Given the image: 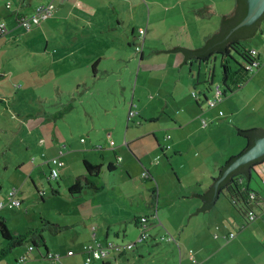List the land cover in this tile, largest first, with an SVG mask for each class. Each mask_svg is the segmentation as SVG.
Instances as JSON below:
<instances>
[{
    "label": "crops",
    "instance_id": "1",
    "mask_svg": "<svg viewBox=\"0 0 264 264\" xmlns=\"http://www.w3.org/2000/svg\"><path fill=\"white\" fill-rule=\"evenodd\" d=\"M27 1L26 6H32L31 0ZM52 3L55 10L51 25L38 27L36 30L40 34L30 41L32 45L47 47L42 54H36L43 56L41 74L49 76L53 73L54 81L69 77L96 81L113 78L123 69L126 74H134L136 80L132 97L127 98L125 103L129 106L128 117L131 110L138 111L139 115L130 123L127 117L123 127L125 132L117 125L112 126L114 131L110 128L102 137L91 138L89 143L82 138V145L76 149L82 152L93 151L96 150L95 145L102 144L101 150H104L108 139L113 143L110 149L113 156L101 154L98 162L84 157V169L85 162L101 167L100 175L91 179L95 188L86 187V191H93L97 196L94 201L100 203L99 197L107 188L97 181L105 173H118L119 167L129 180L138 177L141 183L121 191L123 203L114 198L102 205V209L92 210L86 222L91 223L89 237L79 244L77 251H73V256L68 255L72 250H49L58 259L47 258L48 254L40 251H22L14 256L11 264L19 262L23 256L28 258L21 264H84L87 257L85 246L104 245L108 242L129 244L125 240L130 231L129 224L134 228L133 237L137 239L140 235V218H148L147 225L152 235V239L144 245L155 248L165 242H174L176 245L175 251H155L157 259L164 256V260L156 261L157 264H193L190 252H193L200 264H264V221L246 225L229 202L226 205L221 201L223 194H218L215 206L210 211L193 216L203 203L202 199L193 197L201 198L221 178L219 175L226 162L241 155L247 146L244 140L241 141L236 129H264L262 55L260 66L250 75V79L238 90L226 91L223 100L211 109L208 101L214 100L215 94L212 90L214 98L208 96L211 92L205 83L213 73L214 85H221V81L217 82L218 67L222 70L220 58L208 64L187 60V66L180 69L185 62L182 53L164 54L172 53L177 48L195 50L203 47L207 37L221 31L223 19L234 15L236 0H53ZM18 6L14 8L17 13L29 16L21 11V3ZM118 8H127L131 12L124 16L128 21L120 16L117 18ZM129 19L133 25H128ZM10 23L14 26V33H20L21 29L16 23L14 25L13 20ZM141 31L144 34L141 35ZM7 41H11V38ZM51 42L61 50L52 51ZM137 46L141 52L136 51ZM131 48H135L133 57L129 51ZM249 49L257 50L255 47ZM43 54H52V59L44 60ZM117 64V67L113 66ZM60 84L66 85L62 82ZM77 87V91H80V86ZM58 88L55 84L57 98L60 93H64L62 88ZM222 89L225 91L223 86ZM67 93L73 95L72 91ZM204 119L209 120L207 125L203 124ZM58 121H49V139L38 140L39 145L44 143L46 147L42 164L49 171L46 160L59 156L63 161L65 155L63 142L57 137ZM46 123L45 119L43 123L32 119L30 125L33 132L39 129L45 131L48 129L44 128ZM153 140L158 150L151 145ZM143 143L146 144L142 146ZM71 152L73 150L70 145L68 153ZM109 164L115 168L111 174L106 171ZM254 170L256 173H253L254 179L249 181V186L259 193L260 204L255 212L260 217L264 216V163ZM146 173L150 175L148 179H145L148 176ZM84 177H87L86 171L71 186ZM81 184L84 185L83 182ZM143 185V193L137 194V188L140 190ZM69 187L65 189L67 194ZM155 188L158 198L157 204L153 206L151 195ZM52 193L54 196L62 195L59 188L52 189ZM131 193H134L131 197L134 199L130 198ZM83 194L79 199H82ZM130 204L143 205L146 212H136L135 208L130 212ZM116 206L118 209H127L129 218L124 222L119 220L123 214ZM193 207L196 211L191 210ZM177 208H183V213L179 216H176V212L171 215L170 212ZM101 210H104L105 215H100ZM123 223L127 227H123ZM61 226L57 225L60 227L58 234L62 232ZM233 233L235 238H228ZM130 252L127 251L126 257L118 260L124 257L129 260ZM137 252L132 258L134 261H143L152 255L148 249ZM70 257L75 258L74 263L68 261Z\"/></svg>",
    "mask_w": 264,
    "mask_h": 264
},
{
    "label": "rangeland",
    "instance_id": "2",
    "mask_svg": "<svg viewBox=\"0 0 264 264\" xmlns=\"http://www.w3.org/2000/svg\"><path fill=\"white\" fill-rule=\"evenodd\" d=\"M53 0H31L32 6H26L21 8V11L29 16L36 13V10L40 6L49 5ZM19 0H0V23H5L8 26V30L14 32V27L10 22L13 20L15 25L16 15L12 13L14 8H18ZM11 3L12 10L6 9V4ZM118 15L121 19L125 18V14L129 15L131 12L125 9H117ZM12 13V14H11ZM107 13V12H105ZM108 14V13H107ZM121 14V15H120ZM110 16V15H108ZM52 18V17H51ZM51 18L42 21L43 27L51 25ZM126 21H128L125 18ZM131 19H129L128 25H133ZM264 28V21L262 22ZM20 33H23L27 38L35 37L40 34L39 30H32V32H26L24 27H20ZM10 33L0 38V99L4 103H0V196L6 200L9 193L15 189L18 191V198L22 201V207L14 209H0V216L6 220L7 228L12 233L26 234L30 229L44 228V236L47 242V246L50 251H77L79 244H81L86 238L89 237L91 223L88 222V215L92 210L102 209V205L107 204L108 201L116 198L120 203L124 202L121 198V191L127 190L130 185H140L141 180L135 177L134 180H129L126 173H123L121 167H119L118 173L114 175L103 174L101 179L96 180L99 185L106 187V191L101 195L100 203L94 198L97 197L93 194V191H86L83 194L82 199H72L66 193V188L71 186L74 180L80 175L85 173L83 167V159L87 156L88 159L96 160L101 159V154L113 156V152L110 150L113 148V143L108 139L105 143L106 149L100 150L103 145L97 146L93 151H76L82 145L81 139L89 143L90 139H95L97 136H103L105 131L108 132L112 126H119L123 131L124 122L127 120L129 106L126 105V99L132 97V90L136 83L133 75L126 74L123 69L118 71L117 74L108 80H93V79H80L69 77L63 79L62 82L66 85L65 92L72 91L71 93H60L59 98L65 103H69L74 108L66 113L64 119H60L57 122L58 139L63 142V161L66 164L65 169L60 170V176L57 181L49 182L50 171L47 166L42 164L44 160L42 155L46 150L45 145L38 144L40 139H49V121L50 109L47 112L44 110V114H40V111L46 109L42 107V102L39 101L41 95L46 96L51 93V88L45 89L40 87V80L45 82L52 81L54 78L53 73L49 76L41 74L39 65L42 62L41 55H34L30 53V50L26 49L24 43L12 42L9 44ZM56 42V41H55ZM60 43V41H58ZM51 50H61L60 47H56L53 42L49 43ZM247 47H255L259 50L264 60V37L257 36L245 43ZM130 55L133 57L135 54V48H131ZM44 55V54H43ZM45 59H52V54L44 55ZM113 65V66H118ZM35 67L37 70H35ZM91 72V70H90ZM217 82L222 79V70L218 67ZM35 75H42L40 78H32ZM132 79V81L130 80ZM80 86L77 91V86ZM68 86V88H67ZM54 93H56L54 91ZM57 94V93H56ZM194 95V94H193ZM211 99L214 98L213 93H208ZM196 97V96H194ZM46 106V105H45ZM215 108V107H214ZM211 108V109H214ZM36 109L39 111V116L36 118V122L43 123L44 119L47 123L44 128L35 130L31 128L29 120L35 117L26 116L28 113H36ZM264 117V112L262 113ZM38 124V123H37ZM116 126V127H117ZM40 126L39 128H42ZM134 127V126H130ZM132 129V128H131ZM111 130H113L111 128ZM114 131V130H113ZM47 134V136L44 134ZM125 132V129H124ZM45 136V137H44ZM240 137V136H239ZM82 140V142H84ZM244 139L242 138L241 141ZM245 141V140H244ZM147 143V142H146ZM146 143H143L145 145ZM246 143V141H245ZM72 146L73 152L68 153L69 146ZM153 148L158 150V145L153 140L151 142ZM124 149V148H123ZM99 150V151H98ZM244 150V149H243ZM160 154V153H159ZM161 156V154H160ZM37 159V161H34ZM163 161L165 159H162ZM41 192L45 193V200L41 201L37 190L33 184V181ZM193 178H191L192 180ZM195 179H198L195 177ZM76 181V180H75ZM213 180H210L212 183ZM208 183V181H207ZM150 186V184H148ZM145 185L141 186L140 190L137 188L140 194L143 193ZM61 189V196H54L52 189ZM209 189V188H208ZM207 189V190H208ZM206 190V191H207ZM121 193V194H120ZM139 194V193H137ZM134 193L130 194V198ZM129 198V196H128ZM134 199V198H131ZM196 199V198H195ZM193 199V200H195ZM136 200V198H135ZM131 200L129 199V202ZM200 201V200H199ZM223 203L228 205V201L223 196ZM230 205V204H229ZM110 208V205H108ZM143 205L130 204V212L135 208L136 212H146L143 210ZM116 209L123 214L119 220L123 221L129 218L127 209ZM192 211H196L195 207L191 208ZM104 210H101V216ZM183 208L174 209L170 214L176 212V216L183 213ZM216 211V210H215ZM191 212V211H189ZM97 217V215H96ZM118 222V218H116ZM174 221V218L171 219ZM45 221L62 227L60 234L55 233L54 227L47 226ZM264 216H260L252 225L262 223ZM85 222V225H84ZM264 223V222H263ZM122 226V225H121ZM126 224L123 223V227ZM127 227V226H126ZM129 234L126 237V243H135L136 238L133 237L134 228L129 224ZM119 239H117L118 241ZM152 251L151 256H147L143 261H134L132 258L137 251ZM176 245L173 242H165L162 245L155 247H147L144 244H139L137 250H134L129 256V260H126V256L117 261L113 257L108 258L110 264H157V260H164V256H157L155 251H175ZM22 251H29L28 246L18 248L12 252L3 262L0 264H11L14 261V256ZM40 251L46 254L45 249L41 248ZM62 253V252H61ZM73 257L68 258V261L74 263ZM106 260V259H105ZM102 261L96 264H101ZM16 262L15 264H17ZM50 263V262H48Z\"/></svg>",
    "mask_w": 264,
    "mask_h": 264
},
{
    "label": "trees",
    "instance_id": "3",
    "mask_svg": "<svg viewBox=\"0 0 264 264\" xmlns=\"http://www.w3.org/2000/svg\"><path fill=\"white\" fill-rule=\"evenodd\" d=\"M19 1L21 3V7L26 6V3L28 2L27 0H19ZM239 4H240V0H236L235 13L238 10ZM6 9L12 10L13 6H11V8H8V3H7ZM13 12L16 15L15 23H16L17 27L20 28L21 26H23L21 19L28 17V16H26L24 14H19V13H17V11H13ZM263 21L264 20L261 21V24L258 28V31L254 37L230 43L226 48L227 54H224L222 52H209L204 58L191 59V60H197L198 62L208 64V62L212 61L213 59L220 58L221 67H222L221 85L225 88L224 93L226 91L234 92V91L238 90L250 79L251 73L246 69V66L251 65L253 62L257 61V59L252 56L251 50L249 49V47H247L245 45V43L247 41L257 37V36H261V37L264 36V28L262 27ZM6 27H7V32L3 33V34L0 33V38L4 37L5 35L10 33L11 41H8V42L9 43H12V42L24 43L27 47L26 49L30 50L31 55L32 54H34V55L42 54V52H44V50L47 48L46 46H43V45H40V46L35 45V44L32 45V43L30 42L32 38H27V36L23 33L11 32L8 30L7 25H6ZM24 29L26 32H28L26 28H24ZM35 29H38V27L33 28V30H35ZM220 32L215 33L214 35L207 37L205 40L204 46L199 48V49L190 50V49H185V48H177L176 50L180 49L183 51H198L201 49H205L207 47L208 43L211 40H213ZM17 34L20 36L17 37ZM37 66L39 67V69L40 68L42 69L40 71H43L44 63H42V64L40 63ZM35 70H37L36 67H35ZM40 77H41L40 75L32 76V78H40ZM214 80H215V75L213 73H211L209 80L205 83L207 85V90L209 92H212V90H213ZM60 82H62L60 79H58L56 81L52 80V81H47V82L40 80V85H41L40 87H42V89L48 90L49 87L51 88V93L49 95H47V97L43 96V95H41L39 97V101L43 103L42 107H45L46 109H43L42 111L36 109V113H28V115H26V116H30V118H31V116L32 117L34 116L36 119L37 116H39L40 114H44L46 112L48 114V111H46V110L50 109V119H48L49 121L54 123L60 119H64V117L66 116V113L68 111L72 110L74 107L71 106L69 103H65L60 98H57L58 96L54 93L55 84L60 88V89L58 88V90H61V88H62V92L67 93V92H65V87L61 86ZM67 88H68V86H67ZM196 98H197V96H196ZM0 103H4L2 101V99H0ZM44 110L46 112H44ZM39 111H40V114H39ZM133 111H136V110H133ZM134 118L129 120V117H128L129 123L132 122V120ZM31 121L32 120H29L28 122L30 123ZM255 130H258V129H252V130L239 129V131H241L243 133H247V132H251V131H255ZM261 130H264V129H261ZM238 135L246 141L247 146L241 155H239L237 157H233L228 162H226V164L221 169L219 178L223 175V172H222L223 168L226 167L227 165H229V163L232 160L242 156L245 153V151H247L249 148V137L242 136L239 133H238ZM99 149L101 150L102 147L99 146ZM34 161H36V159H34ZM262 163H264V159H262L261 161H259L257 163H254L250 167V169H249V180L247 179L246 176H243L241 174H234L231 177L230 181L227 184H225L224 186H222L217 191V195L215 197L213 207L215 206V203L217 201L218 194H223L224 197L226 198V200L233 207V209L245 221L246 225H250L253 222H255L259 218V215H257L255 211L259 207V204H260L259 203V199H260L259 197L260 196H259V193H257L255 190L250 188L249 181L254 179V176H253V173L255 172L254 168L257 167L258 165L262 164ZM45 164L50 167V164L47 162V160H46ZM114 169H115L114 165H112V164H109L106 166V171H107V173L109 172V174L113 173ZM100 170H101V167H95V166H92L91 164H89L88 162H85V171L87 173V177H84L82 180H81V178H79L73 186L69 187L68 195L71 198L79 199V198H81L83 191L86 190V187L95 188V184L91 181V179L99 176ZM146 174H148L147 177H145ZM146 174L144 175V177H145V179H148L150 175H149V173H146ZM81 181L84 183L85 187L83 184H81L82 183ZM33 184L37 190V194H38L40 200L44 201L45 200L44 193H42L39 190V188L37 187V185L35 184L34 181H33ZM0 188H1V186H0ZM210 189H208L206 191V193L202 194L201 198H204L207 195V193L210 191ZM251 194L255 195L254 199H251ZM157 198H158L157 197V190L155 188L152 190V195H151V199H152L151 204H153V206H155L157 204ZM2 201H5V200H2ZM205 203H206V201L203 200L201 208L205 205ZM250 212H255V214H256V216L253 220L250 218V215H249ZM142 219H146L147 222L143 223L141 221ZM138 223L140 226V228H139L140 233L142 231L143 226H146V228H147L148 237L142 243V244H146L150 239H152L150 229L148 228V225H147L148 224V218H140ZM45 224L47 226H51V227L53 226L54 227L53 231L55 233H57L58 232L57 230L60 228V227L58 228L56 225H53L52 223H50L48 221L47 222L45 221ZM45 229H46V227L39 228V229L38 228L37 229H30L26 234L12 233L7 228L6 220L0 216V263L3 262V260H5L9 255H11L12 252H14V250L21 248V247H24V246H28L29 249L32 248V250H34V249L40 250L41 248H44L46 254H48V256H49L50 255L49 248L47 246L45 236H44ZM215 238H218V236H216ZM137 247H138V245L132 251L137 249ZM126 252L122 253L121 255H117V256L113 257V259L115 261L118 260V258L125 256ZM47 258H49V257H47ZM107 260L108 259L101 260L102 261L101 264H110V261H107ZM97 262H99V261H95V262H93V264H96Z\"/></svg>",
    "mask_w": 264,
    "mask_h": 264
},
{
    "label": "water",
    "instance_id": "4",
    "mask_svg": "<svg viewBox=\"0 0 264 264\" xmlns=\"http://www.w3.org/2000/svg\"><path fill=\"white\" fill-rule=\"evenodd\" d=\"M262 20H264V0H240L237 12L231 18L223 19L221 32L208 43L205 49L198 51L179 49L164 54L182 53L185 56V62L180 69L187 66V60L204 58L209 52L227 54L226 48L230 43L254 37ZM236 130L240 135L249 137V148L242 156L232 160L229 165L223 168V175L204 198L193 197L206 201L205 205L193 216L212 209L217 191L227 184L234 174H241L249 180L250 167L264 159V130L258 129L247 133Z\"/></svg>",
    "mask_w": 264,
    "mask_h": 264
},
{
    "label": "built area",
    "instance_id": "5",
    "mask_svg": "<svg viewBox=\"0 0 264 264\" xmlns=\"http://www.w3.org/2000/svg\"><path fill=\"white\" fill-rule=\"evenodd\" d=\"M11 3H8V8H11ZM55 7L53 3H50L49 5L40 6L37 8L36 13L32 16H28L21 19L22 25L24 28L27 29L28 32L33 30L34 27H40L41 22L45 21L49 18H51L54 14ZM7 27L4 23H0V33H6ZM144 34V31H141V35ZM137 52H141V48L139 46L136 47ZM251 54L253 57L257 59V61L253 62L251 65L246 66V69L252 74L256 68H259L261 61L258 50L252 49ZM213 93L215 94V98L212 101H208V106L210 108L216 107L224 97V91L222 89L221 85H214L213 86ZM194 96L196 94L194 93ZM139 113L137 111L131 110L129 112V120L138 116ZM208 119L203 120V124L207 125ZM47 162L50 164V177L49 181L56 180L59 178L60 170L64 167V162L61 160V158L58 157H52L47 160ZM255 195L251 194V199H254ZM23 203L18 198V191L13 189L10 193L8 198L5 201H0V209H14L17 207H22ZM250 218L253 220L256 216L255 212H250ZM143 223L147 222L146 219L141 220ZM148 237L147 228L146 226H143L142 231L137 238V241L135 243H129V244H116L108 242L106 244H93L85 246L84 252L87 255L84 264H93L95 261H101L108 259L110 257H115L117 255H121L122 253L126 251H132L137 245L142 244ZM228 238H235V234H231ZM29 251H32V248L29 249ZM69 256H73L74 252L71 251L68 253ZM49 258L52 259H58V256L55 255H49ZM28 256H23L17 264H21L26 262ZM190 259L193 264H200L195 256L193 255V252H190Z\"/></svg>",
    "mask_w": 264,
    "mask_h": 264
}]
</instances>
